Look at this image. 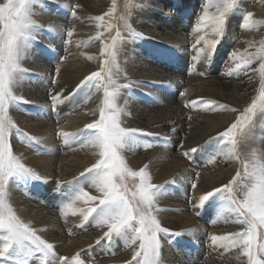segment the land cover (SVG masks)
I'll return each mask as SVG.
<instances>
[{
	"label": "bare ground",
	"instance_id": "bare-ground-1",
	"mask_svg": "<svg viewBox=\"0 0 264 264\" xmlns=\"http://www.w3.org/2000/svg\"><path fill=\"white\" fill-rule=\"evenodd\" d=\"M139 1L141 0H135L136 3L131 4V8L129 9L128 7H125L124 0H116V7L118 8V11H125L127 16V18L124 17L126 20H123L124 22L120 23V27L118 28L121 32V36L124 38L120 42V50L117 55V60H120L122 64L127 67V69H120L118 74V83L130 84V86L136 88L137 93L135 100H130L128 102L125 100L127 98L125 94L126 92H124V95L121 90L117 97V103L123 109V113L126 114V116H124V114L121 115L122 126L141 128L145 131L154 133L155 135L141 136L143 138L146 136H152L151 141L154 143L152 144L153 147L145 149L144 155L137 154L139 150L135 145L130 146V149H126L123 152V155L127 165L133 171L147 165V170L151 176V183L159 184L160 182H165L164 187L168 186L167 190L173 186L180 187V190H177V194L165 192V194L161 195L159 199L163 202L165 207L170 209V212H157L156 215L161 220L163 226H166L173 231H185L184 229H186V235L188 234V237L194 238L193 242L196 245L194 249H197L199 244H203L200 241L201 238L200 240L198 239L199 233L202 237L206 235L208 236V240L206 241V244H208L209 241H211L212 235L223 236L231 231L236 232L241 229L235 222L236 214L231 212V210L225 206V202L222 199H219V194L215 195L216 199L214 198L212 201L210 200L212 205L210 206L208 213L205 212L206 208L203 210L201 208L193 207L194 211L192 213H201L203 216L200 221L196 220V218L194 219L191 212V214L187 212L185 207L186 205H184L185 197L182 193V188L186 184V180L190 177V173L188 171V163L184 162L180 156L192 147L196 149L195 152L190 154V160H192V162L200 160L199 158H193L192 154L194 153L198 154L199 152H203L208 158L210 156L208 152L209 150H213L215 154H221V151L224 150L225 146L219 143L220 141L214 137L216 136L217 131L224 130L227 124L233 121L239 112H220L218 110L216 112V116L202 115L203 113L192 114L191 122H187L185 120V104L193 100L199 101L200 98L213 99L217 100L219 103H225L230 107L237 108L242 113L253 100H257L259 103L258 98L261 94L262 85L260 70L261 61L258 60V63L255 62L256 60L253 61L246 73V75L250 76L248 78H251L249 79L250 81L247 82H245V79L242 80L243 77L245 78L244 74H241L243 77H228L225 75L228 71L226 67L228 65L231 66L232 64V62L228 60L223 61L224 64L222 69L219 68V66L217 68L215 67L217 62L213 67H211L212 62L210 61L207 64L194 61L195 70L191 74L193 77L188 79L191 75L189 74L186 76L183 72V67L186 69V60L188 59L187 56L192 55H190L186 49L191 40L187 38L185 33L188 31L190 23L192 22L191 15L194 8H196L194 6L195 1L197 0H185V2L181 1L182 4L185 3L188 5V8L186 9L185 7V10H182V6H174V2L170 3L171 1L169 3H165L164 0H146L149 5V9H145L143 19L138 20L137 18V20H135L137 21L136 24L139 26L134 24L132 26L130 25V16L134 18L133 15L136 10L135 7H139ZM250 1L253 4L251 9L253 19L257 21H260V19L263 20L264 8L262 9V13L257 14L259 3H256L254 0ZM3 2L4 0H0V3ZM49 2L55 3V6L57 5L59 7V10L56 11V15L53 14L54 9L50 12H47L45 9L38 12L37 7L39 6H36L35 8L32 5L31 6L33 7L32 19L35 20L37 24L43 25L40 26L44 29L41 33L43 35V39L41 41L44 44L42 50H44L46 56L53 55V61H51V63L42 62L41 59L34 55L35 50L32 47L25 46L22 48L21 67L26 69V71H37L42 76V80L39 81L40 85L35 88L26 84L22 80L20 81L17 79L14 91L17 95H23L25 100L29 101L26 103V107L34 116L30 117L27 115V117L17 115L15 118L12 116L14 121H17V125L23 129L22 131L40 138V140L37 141L39 143L38 146H40L38 148H41L45 155L48 154L47 156L33 155L27 152L26 149H22L24 146L21 148V146L15 144L16 142H13L14 154L20 156L27 166L33 168L39 174L46 177V180L38 179L41 183L39 188L40 190H38L41 192L43 189L49 192L52 191V184L57 183L58 179H62L60 174L65 177H74L78 173L83 172L85 167L95 163V160L98 158L95 149L91 147H80V143L77 142H81V136L74 130L84 126L86 123L92 122L94 119H97V116L99 115L98 106L103 96V90L101 89L99 92H96V90L94 91L93 101L96 105V116L90 115L88 117L89 120L84 116L81 118L80 116L84 114L83 112L85 110H87L86 107L83 106L80 110H70L59 103L54 108H63L61 117L63 119H59L60 121L56 119V115L52 114L53 116H50L51 113L49 110L52 105L51 94L54 93H49L47 90L48 87H51L50 83L53 77L60 78L62 76L64 79L68 74V77L65 80L68 82L71 81L70 83L72 84L74 78L76 81H80L86 75L100 69V57H102V54H99L100 56L98 55V58H96V51H94L95 54L92 49H88L87 52L81 51L78 46L76 47L75 43H80L82 39H85L84 36H90L91 33H93H88L87 21L82 19V17H85L86 8L93 7V12L95 15L99 16L101 14L103 15L104 11L106 9L108 10V7L112 4V0H105V2L103 0H49ZM76 4L81 5V7L77 8V15L79 16V19H73L72 17L67 18V15H69L68 12L71 10V6ZM172 5L173 7H170ZM95 6H100V8L95 11ZM173 8L176 9L179 15L178 17L172 16L171 10ZM202 11L203 9L198 12V17ZM260 11L261 9L259 12ZM86 15L88 16V14ZM116 21L119 22L117 19ZM125 23L130 25L131 29L143 33L145 38L142 39H148L153 44H157L152 48L153 54L156 56L161 54V52L157 50V46L161 44L176 53L175 59L171 58L169 61L163 63L160 61L162 64L161 66H158V59H156L158 61L154 59L150 61L145 54H148L149 57L151 56L155 58L154 55L149 52L142 53L143 51H139V49L138 51H136L137 49L134 50L133 45L130 42L133 35L127 30ZM182 24H185V26ZM105 26L106 25H101L100 27H103L104 29ZM257 26L260 27V24ZM69 27L73 30L72 43L68 44V47L62 46L61 42L63 40L65 28L68 29ZM193 29L194 28H192V30ZM34 31H38V29L35 28ZM116 31L117 29H115L112 34L115 35ZM51 33L56 36L54 38H48L47 35ZM107 33L108 32H106V34ZM251 34L253 36L252 42L243 45L249 46L251 44L253 46L244 48V50L236 49L239 54H245V49H247L248 52L254 53L261 47V41L264 39L263 31L258 35L253 32ZM93 35L97 36L95 33H93ZM240 39L242 40V38ZM109 41L110 38L108 39V42ZM74 47L78 49L71 51L70 49H73ZM71 55L73 57H71ZM63 57H67V59H62ZM89 57H91V59H89ZM106 58L107 57L104 56V59ZM95 60L97 62H95ZM154 61L156 63H154ZM54 63L55 65H53ZM58 64L60 67L59 75H57L56 72ZM200 72H205L206 75L201 76L199 75ZM185 86L188 88L186 91L187 94L185 93V95L181 97L180 101H176V93L180 91L184 92ZM159 88L161 90H158ZM257 90V95H254ZM151 97L153 100H150ZM63 102H65V100ZM197 109L207 113L202 108ZM262 114V110L258 107L246 135V144H238L237 146L236 151L241 159L245 157L251 159L253 154H255L258 158L264 157V120L262 118ZM187 125H191V128H189L192 129L193 132L192 136H188V144L178 150L181 153L180 154L174 150L176 146L179 145L177 144L179 140H181L180 133ZM56 127H58V129H56ZM173 129H175V132H173ZM56 130H63L68 133H77L70 139V141H75V143L70 146H63V149L57 147L54 137L55 132H57ZM210 136L213 138H210ZM182 145L183 143L181 146ZM208 160H204L207 165H204L205 167L201 170L199 169L201 183L198 184V188L196 189L197 191L194 193L195 201L197 202L199 195L202 194L205 188L210 190L212 186L219 187L221 183H227V181L235 175L237 169L242 170L240 160L228 159L223 154H221L219 158H216L215 163L210 164L208 163ZM10 188L11 190L9 191V195L11 200L9 203L12 205L13 210L25 223H29L31 227L38 229V234L41 235L42 238L46 239L55 246V252L57 255L71 257L73 254H78L77 252L83 250L85 246L94 244L100 236V230L96 228L85 233H72V236L65 235L62 231L63 224H61L57 219L59 217L57 213L50 211L47 207L44 208L34 202L26 201L25 198L20 195V192L17 193L15 190H12L15 189V187ZM38 197L41 198L42 196ZM70 201L63 202L62 199V202L64 203L62 207L65 208L63 209L67 212V217H71V209L66 208V205L69 204ZM158 205L160 204L158 203ZM83 206L84 205L81 202H77L75 205L77 208ZM211 215L213 218L212 225L209 224L210 221L207 223L206 220H202L204 217L211 218ZM74 218H69L67 220L71 222ZM72 228L73 226L70 225L69 229L72 230ZM197 239L199 240L198 242L196 241ZM121 246L122 244H119V242L115 246L112 245L111 251L107 252L106 257H104L105 264H120L121 262H125L130 259L133 254L131 249V251H128L123 256H114L115 253L121 252ZM97 247H101V244ZM174 250L175 249L172 248L173 253L171 254V249L169 248L166 251L164 250L161 254L160 258L164 264H173L171 259L174 254ZM197 255H199L198 250L192 252L191 260L186 262L184 260L185 264H197V262L195 263ZM243 258L244 257L240 255L239 250L235 249L234 253H232L225 261L227 264H246V261H244ZM53 261L54 259L49 257L48 263L52 264ZM27 264H29V262ZM54 264H57V262ZM83 264H86V261H84ZM203 264L223 263L216 260H206Z\"/></svg>",
	"mask_w": 264,
	"mask_h": 264
},
{
	"label": "snow or ice",
	"instance_id": "snow-or-ice-1",
	"mask_svg": "<svg viewBox=\"0 0 264 264\" xmlns=\"http://www.w3.org/2000/svg\"><path fill=\"white\" fill-rule=\"evenodd\" d=\"M33 0H4L0 3V231L4 233L3 246L0 248V257L13 261L14 264H27V258L39 253L41 264L49 257L57 258L55 246L42 238L38 234V229L25 223L13 210L9 203V180L12 177L45 179L33 168L26 165L20 156L13 152L11 137L13 133H19L25 137V143L37 142L40 138L22 131L10 116V106L17 102L28 103L23 95H17L14 86L17 83V74L26 71L21 67L22 48L25 40L32 35L34 27L43 26L32 19ZM236 0H216L212 3H204L203 11L199 15L195 31L203 35H198L192 48L195 54L192 60L207 64L225 32L228 15L233 10ZM131 5V0H125V7ZM81 5L71 6L70 15L73 19H79L76 9ZM215 9L209 12V8ZM116 11V0H112V5L104 16L114 18ZM104 16H95L96 21H102ZM119 19H123L120 17ZM243 28L253 29L264 21L253 19L251 11L245 12L242 17ZM97 28L100 27L98 23ZM109 28L114 25L109 24ZM125 27L135 37L145 38L144 34L125 23ZM107 31V29H106ZM68 39L66 45L72 43L73 30L68 28L66 33ZM100 39V33H97ZM121 36L117 28L116 34L111 36V42L107 45L101 39L102 60L100 69L86 75L76 88L84 84H91L96 92L103 90V96L98 106V118L84 125L83 130H87L89 135L80 142V147H91L96 150L98 158L95 163L85 167L80 175L91 173V183L89 188H94L97 194H92L84 188L79 189L71 198L66 208L72 209V215L79 213L81 222L77 227L83 228L86 223H93L102 229V235L97 238L96 244L106 241L111 244L114 237L125 230H130L127 239L131 245H136L132 254V261L135 264H159L161 236L171 233V229L162 225L161 220L156 215L161 211L156 208V198L160 190V185L151 183V176L147 170V165L133 171L126 163L123 152L135 145L138 136L155 135L137 127L122 126L121 114L123 109L117 103V97L122 88H127L130 84L118 83L119 66L117 55L120 50ZM253 45H249L252 47ZM67 50V49H66ZM107 58L104 59L103 57ZM62 59H67L63 57ZM91 59V57H89ZM232 62L228 71V77H239L246 74L254 60H260L261 70V94L259 103L253 100L244 111L235 116L234 120L227 124L222 131H217L214 138L218 139L224 150L221 151L228 159L240 160L242 170L237 169L235 175L227 181L221 183L219 187L212 186L205 188L198 197V203L193 204L194 208H201L210 197L219 194L225 202V206L236 214V223L240 226L239 231L230 232L227 235H212L213 245H219L225 250H239L241 256L246 258V264H264V239H258L257 229L264 228V157H256L253 154L251 159L247 157L241 159L237 154L238 144H246V135L253 121L256 109L264 110V40L261 47L256 52L239 54L232 51L229 54ZM195 70V66L189 67V71ZM57 75L60 67L57 65ZM199 75H206L200 72ZM251 79V78H249ZM53 86L59 87L58 80L51 79ZM51 102L53 107L67 99L65 89L52 90ZM184 92L180 95L183 97ZM71 93L69 92V95ZM185 107L192 109L202 108L205 112H232L238 113L239 109L230 107L225 103H219L213 99L200 98L199 101H190ZM91 115L96 116V110H92ZM192 119L191 116L188 117ZM191 127V125H189ZM82 131V130H81ZM175 132V129H173ZM67 144L77 133H68L61 130L58 133ZM210 138H213L210 136ZM145 149L153 147L151 143L143 144ZM226 150V151H225ZM194 147L184 152L183 155L191 158V153L195 152ZM216 157L208 160V163H215ZM139 178V183L135 190L131 191L125 183L126 178ZM196 180H200V173L196 174ZM61 181H57V185ZM198 183H192V189L196 190ZM77 202H81L83 207H75ZM61 216H67V212L61 209ZM71 233V229H69ZM179 235L180 232L174 233ZM91 247V245L89 246ZM60 264H69L68 258L58 257ZM73 264H82L79 255L73 256ZM131 264V262H129Z\"/></svg>",
	"mask_w": 264,
	"mask_h": 264
},
{
	"label": "rangeland",
	"instance_id": "rangeland-1",
	"mask_svg": "<svg viewBox=\"0 0 264 264\" xmlns=\"http://www.w3.org/2000/svg\"><path fill=\"white\" fill-rule=\"evenodd\" d=\"M97 1H102V0H97ZM103 1L105 2V0H103ZM181 1L185 2V0H164L165 3L166 2L167 3H169V2L173 3L174 2V4H175L174 6H182V10H185V7L187 9L188 5H186L185 3L182 4ZM254 1L256 3H259L258 4V6H259L258 8L259 9H258V13L257 14L262 13V9L264 8V0H254ZM139 2H140L139 3V7H135L136 8V10H135L136 12L134 11V15H133L134 18L132 16H130L131 17L130 25H132V26H133V24L136 25V26H139L138 24H136L137 21H135V20H137V18H138V20L139 19L140 20L143 19V13L145 12V9L146 10L149 9V7H148L149 5L146 2V0L145 1L141 0ZM208 2H209V0H197V1H195V6L194 7H196V8H194V11H192V15H191V19H192L191 21L192 22L190 21L191 23H190V26L188 28L189 32L185 31L186 32L185 35L187 36V38H189V40H191V42H190L191 44L188 43L189 46H187L186 49L189 52V54L192 55V56L195 54V49L192 48V45L196 41L198 35H203L205 33V31H210V29H203L200 33H197L195 31V27H196V25L198 23V18H199L197 14H198L199 11H201L203 9L204 3H208ZM211 2L215 3L216 0H211ZM133 3H136L135 0H131V4H133ZM116 4H117V2H116ZM124 4H125V0H124ZM111 5L112 4H110L108 9L111 7ZM252 5L253 4H252V2L250 0H236V4H235L233 10L228 15V18H227V21H226V26H225V32L223 34V37L221 38L220 42L218 43V45H217V47L215 49V52H214V54L212 55V57L210 59V62H212V66L211 67H213L216 64V62H217L215 67L217 68L219 66V68L222 69L223 68L222 66L224 64L223 61L224 60L225 61H227V60L230 61L229 60V54L232 51H234V50L236 51V49H243L244 50V48L249 47V46H245V45L247 43H249V42H252V39H253V36L251 34L252 32L253 33H257V35L260 34V32L262 33V31L264 33V24H260V27L256 26L255 29L253 28V30L252 29H246L245 30L243 28V26H242V24H243V21H242L243 14L245 12L251 11ZM32 6L34 8L36 6H39V7H37L38 8V12H41V10H43V9H45L47 12H50V11H52L54 9V12H53L54 15H56L57 14L56 11L59 10V7L57 5L55 6V3L49 2V0H33ZM33 7H32V9H33ZM170 7H173V5L170 6ZM99 8H100V6H95L94 7L95 11H97ZM128 8L130 9L131 5L128 6ZM260 9H261V11L259 12ZM76 11H77V9H76ZM107 11L108 10L106 9L104 11V13H106ZM119 11H118V8L116 7V13H114V15H117V16H114V18H111V19L109 17H107V16H104V13H103V15L101 14L102 16H104V19L102 20L103 21L102 22V21H96L94 19V17L98 16V15H95V13L93 12V7H87L86 11H85L86 13L84 15L85 17H82V19H85L87 21V31H88V33L93 32L95 34H97L99 32L101 38L98 39L97 36H94L93 33H91L90 36H84L85 39H82V41L80 43H75L76 47L78 46L79 49L81 51H84V52H87L88 49H92L93 52L96 51V54H95V52H94V54L97 55L96 58H98V55L99 54L101 55V51H100L101 46H102L101 45V39H103L105 45L109 44V42H111V39H110L109 42H108V39L111 36H114L112 34V33H114V30L119 28L120 27V23H123L126 20V18H127L125 11H122V10H121L122 12L121 11L119 12ZM171 11H172V16H176V17L179 16L177 11H176V9L173 8ZM213 11H215L214 8H209V12L210 13L213 12ZM68 14L69 15H67V18H70L71 17L70 10H69ZM86 14H88V16ZM101 15H99V16H101ZM120 17H123V19H119ZM124 17H126V18H124ZM116 19L119 20V22L116 21ZM260 21H264V19L263 20L260 19ZM98 23L100 24V26L101 25H106L105 28L104 29H103V27L97 28L96 25ZM108 23L114 25V27L109 28L107 26V25H109ZM182 25L185 26V24H182ZM35 28H37L38 31H34ZM192 28H194V29L192 30ZM105 29H107V31ZM67 30L68 29L65 28L64 35H63V40L61 42V45L62 46H66V47H68V44L66 45V43H65V41L68 38L67 35H66ZM43 31H44V29H42L40 26L34 27V29H33L34 34L32 33L31 37H28L25 40L23 47H25V46L26 47H28V46L32 47L35 50L34 55H36V57L41 59L42 62L51 63V61H53V55L52 56L51 55L46 56L45 55L46 53H44V50H42V48L44 47V44L41 41L43 39V35L41 33ZM100 31H102V32H100ZM106 32H108L110 35L108 33L106 34ZM243 32H245V33H243ZM249 35H250V37H249ZM47 36H48V38H54L56 35L51 33V34H49ZM240 38H242V40ZM244 38H246V39H244ZM262 40H264V39H262ZM71 41H72V38H71ZM130 42L133 45V49L134 50L137 49L136 51H138V49H139V51H143L142 53L149 52L150 54L154 55L155 58L151 57V56L149 57L148 54H145L146 57L148 58V60H150V61L153 60V59L154 60L158 59L159 60V62H157L158 66H161V64L163 62H167L171 58L175 59L176 53L171 51L169 48H166L165 46H163L161 44H159L157 46V50L160 51L161 54L159 56H156L155 54H153L152 48L155 45H157V44H155V43L153 44L148 39H142L140 37L133 36L130 39ZM243 44H245V45H243ZM76 47H74L73 49H70V50L74 51V50L78 49ZM94 49H96V50H94ZM165 49H167V50H165ZM53 52H54V50H53ZM215 54H216V56H215ZM192 56H189V55L187 56V58H188L186 60L187 67H186V69L183 67V69L185 70V71L183 70V72L186 74V76L189 75V74L191 75L192 72H193V71L190 72L188 70L190 66L194 65V60H192ZM71 57H73V56L71 55ZM101 60H102V57H100V63H101ZM158 60H156V61H158ZM95 62H97V61L95 60ZM255 62L258 63V60H256ZM154 63H156V62L154 61ZM117 64L119 66V69H122V68H126L127 69V67L125 65H123L120 60L119 61L117 60ZM53 65H55V63ZM229 67H230V65H228L226 68L228 69ZM252 67L255 68L254 66H252ZM22 69H24V68H22ZM36 73H37V75H36ZM241 76L243 77V75H241ZM244 76H245V78L243 77L242 80L245 79V82L250 81L249 78H248L250 76H248L246 74H244ZM65 77L66 78H64V79L62 78V76L60 78H56L55 77L58 80V82H59V87H63L65 89V94H67V97H68L67 99H65V102L67 101L66 104H65V102H61L60 104L64 105L65 108H69L70 110H72V109L73 110H75V109L80 110L83 106L86 107L87 110H85L83 112L84 114H82L80 117L82 118V116H84V117H87V119L89 120L88 117L91 115L92 110H94L95 107H96V105L94 104V101H93L95 89L93 88V86L91 84H84L83 86H81V87H79L77 89L76 88V84L79 83V81H76L75 78H74L73 81H72L73 83L71 84L70 83L71 81L69 79L68 80L70 82L65 80V79H67L68 74ZM191 77H193V75L189 76L188 79H190ZM226 78H228V77H226ZM17 79L20 80V81L22 80L26 84L36 88V87H38L40 85L39 81L42 80V76L37 71L33 72V71L28 70V71L19 72L17 74ZM59 87H57V86L53 87V85L51 84V87H48L47 92L54 93L52 90L55 89V90L58 91ZM185 89H188L187 86H185ZM121 90L123 91L122 94H124V92H126L125 93L126 96H127V98L125 99L126 101L129 102L130 100H135V96H137L136 88H134L132 86H129L127 88H122ZM158 90H161V89L159 88ZM69 92L71 93L70 95H69ZM180 93H181V91L176 93V96H175L176 101H180L181 100ZM185 93L187 94V92H185ZM257 93H258V90L254 93V95H257ZM150 100H153L152 97H151ZM187 103H189V102H187ZM52 106L53 105H51L50 110H49V112L51 113L50 116L52 117L53 115H56V119H58V120L59 119L60 120L63 119V118H61L62 117V113H63L62 112L63 108L57 109V108H54ZM184 108L186 109L185 120L187 122H191L192 119L189 120L188 117L191 116L192 114H202L203 113L202 115H210V116H216L217 115L216 112H214V113L213 112L204 113L202 111H199L198 109H192L190 107H184ZM9 111H10L11 118H12V116H14V118H15V116L17 117V115H20V116L21 115L22 116H27L28 115L30 117L34 116V115L31 114L32 112L27 109L26 103L24 104L23 102L14 103L13 105L10 106ZM196 112H198V113H196ZM58 113H59L60 116L58 115ZM240 113H241V111H239L238 114H240ZM262 113H263L262 114V118L264 120V110H262ZM12 114H14V115H12ZM123 114H124V116H126V114L122 112L121 115H123ZM14 118H12L13 121H14ZM97 118H98V116H97ZM17 126H19V125H17ZM19 128H20V126H19ZM83 128H84V126L74 130V131L78 132V134L81 136V142H83L87 138V136L89 135L87 130H83ZM190 128L187 125V126H185L183 131L180 133L181 134V140H179V142L177 143L179 145L176 146V148L174 150L175 152L180 153L178 150H180L182 147H184L186 144H188V136H192V132H193L192 129H190ZM20 129L23 130L22 128H20ZM56 129H58V127H56ZM188 130H189V132H188ZM56 131L57 132H55L54 137H55V141H56L57 147H59L60 149H63V146L64 147L65 146H70L71 144L75 143V141L72 142V141L69 140V142L66 144L64 142L63 137H61L58 134L59 131H61V130H56ZM189 133H190V135H189ZM151 140H152V136H146L144 138L141 137V136H138L137 137V142L135 144V146L138 147V150H139L137 152V154L144 155L145 148L143 147V144L146 141L148 143L154 144ZM13 142H16L15 144L21 146V148L24 146V148H22V149H26L27 152H29V153H31L33 155H39V156L40 155L41 156L45 155L43 153V151L41 150V148H38V147H40V146H38V144H39L38 142L37 143L33 142V144L32 143L31 144H27V143H25V137L20 135L19 133H16V134L13 133V135L11 137V144H12V148H13V152H14V144H13ZM181 142L183 143L182 146H181V144H182ZM77 143H80V142H77ZM35 144H37V145H35ZM208 152H209V155H210L209 158H212V157L219 158L221 156V154H222V153L221 154L220 153L215 154L213 150H209ZM47 155L48 154H46L45 156H47ZM192 156H193V158H199L200 160L192 162V160H190L189 158L185 157L183 154H181V156H180L181 159L184 162L188 163V166H189V168L188 167L187 168H188V171L190 173V177L186 180V184L182 188V193L184 194V197H185L184 205H186L185 206L186 210L189 213L190 212L192 213L194 211L192 204L197 202V201H195V196H194V193H196L197 190L192 189V183L193 182H197L198 184L201 183V176H200V180L197 181L196 180V174L200 173V170L207 165L206 161L209 159L207 157V155H205L203 152H201V153L199 152L198 154L194 153V154H192ZM204 160H206V161H204ZM186 166H187V164H186ZM192 167H193V169H192ZM194 167H195V169H194ZM194 173H196V174H194ZM60 176L62 177V179H58V180L61 181V184H59V185H57V183L52 184V189H51L52 191H50V192L49 191H45L44 189H43L42 192L39 191L41 183H40V181L38 179L12 177V178H10L9 184H8L9 191L11 190L10 187H15V189H12V190H15L17 193L20 192V195H22V197L25 198L26 201L34 202V203L39 204L40 206H42L44 208L47 207L50 211H52L54 213H57L58 216H59L57 219L59 220V222L61 224H63V230L62 231H63V233L65 235L72 236V234L69 233V226L72 225L73 228L71 230V233H74V234L75 233L78 234V233H81V232L85 233L87 231H90L91 229L96 228V229L100 230V234L99 235L101 236L102 235V232H101L102 229L96 227L94 225V222L93 223H86L85 227H83V228L77 227V225L81 222L82 218L80 217L79 213H77L76 215H72V209H71V213H70L71 217L61 216V209L64 208V207H62V205L64 204L63 202L64 201H70L71 198L75 195V193L77 191H79V189L84 188L85 190H89L92 194H97L95 192L94 188H89L90 183H91L92 174L91 173H85L84 175H80V173H78L74 177H67V176L65 177L62 174H60ZM125 183L127 184L128 188L131 191H134L136 185L139 183V178H137V177L136 178L128 177V178H126ZM164 183L165 182H163V183L160 182L159 184H155V185H160L161 186L160 190H159V193L157 195V198H156V208L160 209L161 211H159V212H161V213L170 212V209L168 207H165L163 205V202L159 199L161 197V195L165 194V192L170 193V194H173V193L177 194V190H180V187L176 185L177 187L173 186L172 188H169L168 189L169 192H168V190H167L168 186L164 187ZM162 187H163V189H162ZM185 190H188V191H185ZM192 190H194V191H192ZM38 192H40L42 194H40ZM189 195H191V196H189ZM38 196H42V197L40 198ZM214 198H215V195L210 197L209 200L206 201L205 204L201 207V209L204 210V208H206L205 212L208 213V210H209L210 206L212 205L211 201ZM62 199H63V202H62ZM219 199H221V198H219ZM10 200H11V198H10V195H9V201ZM158 203L160 205H158ZM189 204H191L192 206L189 205ZM191 215H192V217L194 219L196 218V220H199V221L201 220V217H203L201 215V213H198V214L197 213H192ZM69 218H74V219H73V221L70 222V221L67 220ZM204 218H202L203 221L206 220L207 223H208V221H210L209 224L212 225V222H213L212 215H211V218H209V217H204ZM184 230L186 231V229H184ZM178 231H180V234L179 235H175L174 233H176ZM178 231L177 230H174V231L171 230L170 234H168V235H163L162 234V236H161V242L162 243H161V249H160V257H161V254L164 252V250L166 251V250H168L170 248L171 249V254H172L173 253L172 252V248L175 249L174 250V254L172 255V259H171L173 264H175V263L176 264H185L186 261L191 260L192 252H195L197 250L199 251V255H197V257L195 258V263L197 262V264H203L204 261H206V260H209V261L216 260V261H220V263L222 262L223 264H227V262L225 260H227L230 257V255L232 253H234L235 249L227 251L223 247H220L219 245H213L211 241H209V243L206 244V241L208 240V236L206 235V236L202 237V235H200V233H199V238L198 239L200 240V238H201L200 241L203 244H199L197 246V249H194L195 246H196L194 244V242H193L194 238L188 237V234L186 235L185 231H182V230H178ZM231 232H235V231H231ZM130 234H131L130 230H125L121 234L116 235L114 237V239L112 240L111 244H108V242H106V241H101V243H100L101 247H97L100 244L97 245L96 241H95V243L92 244L91 247H89L90 244L88 246H85L83 248V250H80L79 252H77L78 254H73L71 257H66V256H64V257L68 258L69 264H73L71 258L73 256H77V255H79V259L82 261V264H83L84 261H86V264H105L104 263V261H105L104 257H106L107 252L111 251L112 245L115 246V245H117L118 242H119V244H122V246H121L122 250H121L120 253H115L114 256H123L128 251H131V250L133 251L134 250L136 245H131L130 241L127 240L129 238ZM257 234H258V239H264V228H258L257 229ZM3 236H4V233L2 231H0V248H2L3 243H4ZM198 239L196 240L197 242L199 241ZM204 243H205V245H204ZM163 245H164V247H163ZM96 248H97V250H96ZM59 256H62V255H57V258L54 259L52 264H54L55 262H57V264H60V261L58 259ZM48 259L49 258L44 259L43 264H49L48 263ZM243 259H244V261H246L245 257ZM27 260H28L29 264H41V257H40L39 253L33 254V256L28 257ZM184 260H185V262H184ZM129 262H131V264H135V262L132 261V256L130 257V259L126 260L125 262H121L120 264H129ZM159 262H160V264H164L161 261V258H160ZM0 264H14V262L10 261V260H6V259L0 257Z\"/></svg>",
	"mask_w": 264,
	"mask_h": 264
}]
</instances>
